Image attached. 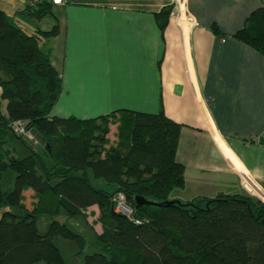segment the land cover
Segmentation results:
<instances>
[{
    "label": "trees",
    "instance_id": "trees-1",
    "mask_svg": "<svg viewBox=\"0 0 264 264\" xmlns=\"http://www.w3.org/2000/svg\"><path fill=\"white\" fill-rule=\"evenodd\" d=\"M53 6L28 5L14 16L0 8V100L7 102V114L0 113V264H67L55 244L59 237L78 244L75 264H132L131 257L134 264H264V195L263 201L220 194L159 206L185 187V167L177 161L182 127L163 110L88 120L51 116L63 80L40 43L57 36L59 26L29 32L14 19H42ZM235 37L264 54V7ZM18 120L44 153L35 154L30 142L13 134ZM111 122L117 128L113 140ZM11 136L31 148L29 156L6 150ZM9 170L15 173L11 190L4 183ZM120 194L131 216L115 212ZM48 197L68 219L98 206L104 248L84 256V237L57 218L40 233L38 212ZM137 197L155 204L139 205Z\"/></svg>",
    "mask_w": 264,
    "mask_h": 264
},
{
    "label": "crops",
    "instance_id": "crops-1",
    "mask_svg": "<svg viewBox=\"0 0 264 264\" xmlns=\"http://www.w3.org/2000/svg\"><path fill=\"white\" fill-rule=\"evenodd\" d=\"M28 5L0 8L14 16ZM262 7L264 0H64L42 19L14 21L29 32L59 26L40 43L63 80L52 117L163 110L181 125L185 187L170 200L184 203L248 195L251 181L264 188V54L235 37Z\"/></svg>",
    "mask_w": 264,
    "mask_h": 264
},
{
    "label": "rangeland",
    "instance_id": "rangeland-1",
    "mask_svg": "<svg viewBox=\"0 0 264 264\" xmlns=\"http://www.w3.org/2000/svg\"><path fill=\"white\" fill-rule=\"evenodd\" d=\"M6 1H13V0H0V5L6 6ZM0 96H1V91H0ZM0 113L2 115L7 114V102L5 100H0ZM110 125H111L110 126L111 133L109 135V138L113 140L114 139L113 134L117 131V128L114 122H111ZM8 146H9L8 148L11 149L10 151L14 152L15 150V153L20 158H26L31 153L30 150L31 148L27 147L20 139L15 138L14 136H11L9 138ZM43 148L44 147L42 146H39L37 148L33 147V151L35 154L44 153ZM14 180H15V173L9 170L4 178V183L5 185L7 184L9 190L14 188ZM253 198L259 199L257 197H253ZM48 200H50V203H48ZM98 210H96L95 212L86 211L84 215L68 219L65 216L64 212L59 210L61 212L59 213L56 204H54V198L52 199V197H48L46 203L44 204L42 209L38 212L37 228L40 233L44 234L47 232L48 226L51 223V221L54 218H57V220H59L60 222L67 223L68 227L71 230L81 234L84 237V247L82 249L83 255L85 256L88 254H92L95 251H99V249L104 248V243L102 239L105 240L106 238V235L104 234V226L100 222V214ZM56 213H59V215H55ZM55 244L59 247L62 256L67 264L76 263L77 261L76 254L79 252V246L74 240L59 237L55 239ZM130 263L134 264V258L132 257L130 258ZM36 264H46V263L38 262Z\"/></svg>",
    "mask_w": 264,
    "mask_h": 264
},
{
    "label": "built area",
    "instance_id": "built-area-1",
    "mask_svg": "<svg viewBox=\"0 0 264 264\" xmlns=\"http://www.w3.org/2000/svg\"><path fill=\"white\" fill-rule=\"evenodd\" d=\"M29 2L31 3V5H36L42 2L52 3L55 6H60L64 4V0H29ZM11 130L13 134L21 138H24L25 140L30 142L33 147L37 148V146H35V140H36L35 134L31 129L28 128V125L25 121L18 120L13 122L11 124ZM247 191L251 196L257 197L259 199H261L260 194H264V188H262L261 186H259L258 184L252 181H251V185L247 187ZM115 202H116V208H115L116 213H122L126 216H131L133 210L127 205L126 198L123 194L118 195L115 198Z\"/></svg>",
    "mask_w": 264,
    "mask_h": 264
},
{
    "label": "water",
    "instance_id": "water-1",
    "mask_svg": "<svg viewBox=\"0 0 264 264\" xmlns=\"http://www.w3.org/2000/svg\"><path fill=\"white\" fill-rule=\"evenodd\" d=\"M164 25H165V23H164ZM136 200H137V203L139 205H144V204L153 205V204H155V203L150 202V201H148L142 197H137ZM179 204H181L180 201H169L166 204H159V206H171V205H179Z\"/></svg>",
    "mask_w": 264,
    "mask_h": 264
}]
</instances>
